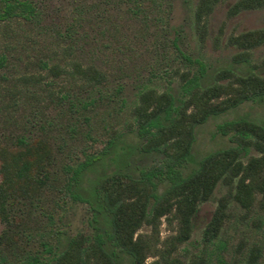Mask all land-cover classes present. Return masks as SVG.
<instances>
[{"label": "rangeland", "instance_id": "obj_1", "mask_svg": "<svg viewBox=\"0 0 264 264\" xmlns=\"http://www.w3.org/2000/svg\"><path fill=\"white\" fill-rule=\"evenodd\" d=\"M31 1L35 17L0 22V56L5 57L0 66V167L9 166L10 156L19 150L32 167L30 196L10 206L17 224L0 221V255L7 260L23 261L30 255L47 262L51 249L60 251L59 235L105 239L106 227L91 198L72 190L68 175L111 140L121 139L130 151L125 170L133 176L161 167L154 181L164 188L187 175L204 155L234 145L233 132L223 135L219 130L224 123L245 118L264 125V101H247L197 126L190 159L172 164L160 151L147 148L149 133L140 134L134 112L145 89L172 93L179 104L186 97L181 86L188 78L198 77L203 84L225 82L217 78L225 69L264 76V43L250 50L244 66L234 62L240 49L229 43L231 36L264 28V7L229 16L237 0L219 1L206 18L201 39L194 16L198 0ZM76 62L97 68L105 80L90 85L71 76ZM53 65L60 69L58 75L49 72ZM19 137L28 147L17 145ZM255 154L249 148L245 158ZM103 170L108 167L88 172L86 184ZM2 179L0 173V183ZM227 192L228 186L219 182L211 198L198 205L190 238L175 252L185 263L200 256L214 260V245L204 246L202 231ZM259 197L246 213L226 197L228 217L218 239L226 244L228 259L243 258L255 246L264 257V205ZM149 230L144 226L140 231ZM172 233L163 221L161 239ZM115 252L122 256L117 248ZM121 259L128 264L126 257Z\"/></svg>", "mask_w": 264, "mask_h": 264}, {"label": "trees", "instance_id": "obj_2", "mask_svg": "<svg viewBox=\"0 0 264 264\" xmlns=\"http://www.w3.org/2000/svg\"><path fill=\"white\" fill-rule=\"evenodd\" d=\"M219 1L198 0L196 4L195 24L201 39L206 32V18ZM262 7L264 0H237L229 7L228 15ZM35 16L36 7L31 0H1L0 22L14 17L32 19ZM65 36L69 35L65 33ZM229 43L240 49L234 62L244 66L248 64L250 50L264 43V28L231 36ZM4 59L0 56V66ZM50 71L54 75L60 73L54 65ZM201 72L203 74L202 67ZM70 74L73 77L78 75L90 85L105 80V74L97 68L82 67L77 62L73 63ZM217 78L227 81L203 84L198 77L185 79L181 88L186 97L179 104L167 91L143 90L134 112L140 134L149 133L147 148L160 151L172 164L187 161L192 155L197 126L247 101H264V76L259 73L235 74L231 69H225ZM152 128L155 129L153 132ZM219 130L223 135L233 132L234 145L204 155L187 175L171 180L164 188H158L154 181L162 172L161 167L143 171L140 177L133 176L125 170L130 151L119 143L121 139L111 140L99 155L88 157L68 175V185H72V190L91 198L106 227L105 239L96 235L93 240L84 241L78 236L67 239L59 235L60 251L55 253L47 248L52 253L47 262L30 255L23 261L12 262L0 255V264H122L121 257H126L128 264H264L260 247L249 249L243 258L235 256L228 259L223 254L226 244L218 239L228 217L226 197L233 198L245 213L258 196L259 203L264 205V125L241 118L224 123ZM16 142L21 149L28 147L23 137L17 138ZM249 148L256 154L245 158ZM1 153L6 155L5 151ZM23 154L22 150L15 152L9 158V166L2 163L0 167L3 176L0 183V221L6 225L17 224L14 215H10V206L18 199L30 196L28 180L32 167ZM109 163L114 167L109 168ZM102 166L108 170L98 171L92 182L87 181L86 184L88 172ZM172 173L169 169V174ZM219 182L228 186L227 195L218 200L202 231L204 246L214 245V260L200 256L185 263L175 254L177 247L190 238L198 205L211 198ZM163 221L174 233L161 239ZM144 226L149 227V232L140 231ZM4 238L7 239L6 235ZM115 248L122 253L121 257ZM149 258L151 260L147 261Z\"/></svg>", "mask_w": 264, "mask_h": 264}]
</instances>
